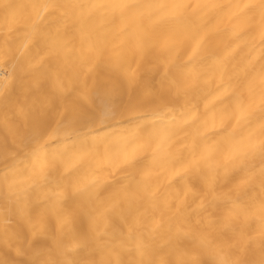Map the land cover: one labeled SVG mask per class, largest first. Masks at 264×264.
I'll use <instances>...</instances> for the list:
<instances>
[{
    "label": "bare ground",
    "instance_id": "1",
    "mask_svg": "<svg viewBox=\"0 0 264 264\" xmlns=\"http://www.w3.org/2000/svg\"><path fill=\"white\" fill-rule=\"evenodd\" d=\"M0 264H264V0H0Z\"/></svg>",
    "mask_w": 264,
    "mask_h": 264
}]
</instances>
